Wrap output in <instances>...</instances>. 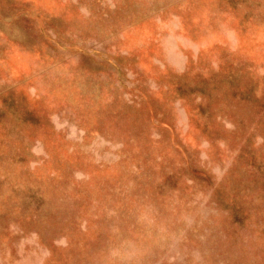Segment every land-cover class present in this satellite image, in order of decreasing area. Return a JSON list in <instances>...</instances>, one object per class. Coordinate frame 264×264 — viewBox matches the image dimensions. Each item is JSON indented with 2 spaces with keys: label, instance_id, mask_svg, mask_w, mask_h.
<instances>
[{
  "label": "rangeland",
  "instance_id": "374dc122",
  "mask_svg": "<svg viewBox=\"0 0 264 264\" xmlns=\"http://www.w3.org/2000/svg\"><path fill=\"white\" fill-rule=\"evenodd\" d=\"M0 264H264V0H0Z\"/></svg>",
  "mask_w": 264,
  "mask_h": 264
}]
</instances>
